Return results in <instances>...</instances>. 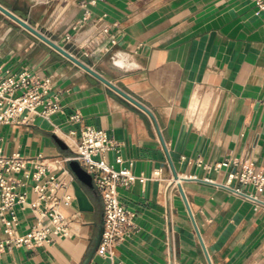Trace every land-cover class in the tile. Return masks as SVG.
I'll list each match as a JSON object with an SVG mask.
<instances>
[{
	"label": "crops",
	"instance_id": "1",
	"mask_svg": "<svg viewBox=\"0 0 264 264\" xmlns=\"http://www.w3.org/2000/svg\"><path fill=\"white\" fill-rule=\"evenodd\" d=\"M0 2L64 45V34L83 13L52 0ZM91 10L95 18L106 14L117 45L83 59L152 114L0 11V66L53 76L52 94L63 105L32 124L0 126L3 151L70 156L92 125L122 143V161L112 151L109 162L149 177L119 189L121 201L135 212L131 235L113 258L96 249L89 264H210L200 235L213 264H264V206L256 208L247 196L264 200V186L230 178L244 165L264 175V10L252 0H97ZM114 51L128 59L115 64ZM76 114L79 120L72 119ZM69 163L63 164L71 170ZM155 171L159 178H151ZM58 175L70 183L58 194L74 195L62 205L71 218L70 236L8 250L0 264H85L103 226V201L95 187L81 183L94 209L80 210L75 173ZM177 175L200 235L173 185ZM19 213L25 231L35 218L30 209Z\"/></svg>",
	"mask_w": 264,
	"mask_h": 264
},
{
	"label": "built area",
	"instance_id": "2",
	"mask_svg": "<svg viewBox=\"0 0 264 264\" xmlns=\"http://www.w3.org/2000/svg\"><path fill=\"white\" fill-rule=\"evenodd\" d=\"M52 1L74 4L83 10L64 34L65 45L60 43L64 47L71 44L73 49L68 48L74 55L83 59V56L89 57L98 51L110 52L117 45L111 35V26L105 22L106 14L93 17L91 7L97 0ZM252 1L259 10H264V0ZM111 58L118 64L120 58L127 60L128 56L114 51ZM53 84L51 75L40 76L29 69L12 73L0 66V126L32 124L38 116L49 118L60 112L63 105L60 96L52 94ZM72 119L79 120L80 116L73 115ZM121 149L122 143L111 138L105 129L92 125L83 129L70 156L28 157L19 152L9 155L0 146V255L14 248L31 249L70 236L71 218L65 214L62 205L71 204L74 195L68 192L58 194L59 190L70 185L59 178L58 172L72 173L63 163L77 160L91 175L103 201V229L97 252L113 258L116 246L131 235L135 225V212L121 201L119 189L149 179L137 175L131 165L116 167L109 162L108 154L112 151L117 153V160L122 161ZM197 161L202 163L201 158ZM160 173L155 171L151 178H159ZM230 178L254 183L259 189L264 186V175L249 165H244L240 173H231ZM178 182L179 179L173 185L178 186ZM28 185L31 189L27 188ZM32 192L36 195L34 199L29 197ZM247 196L256 200V208L264 206V200L258 196ZM19 209H30L35 218L25 231H21Z\"/></svg>",
	"mask_w": 264,
	"mask_h": 264
},
{
	"label": "water",
	"instance_id": "3",
	"mask_svg": "<svg viewBox=\"0 0 264 264\" xmlns=\"http://www.w3.org/2000/svg\"><path fill=\"white\" fill-rule=\"evenodd\" d=\"M0 11L4 15L8 16L9 18L13 19L15 22L20 24L22 27L26 28L27 30H29L30 32L35 34L38 38H40L44 42L48 43L52 48H54L55 50H57L58 52H60L61 54H63L64 56H66L67 58L72 60L73 62H75L77 65H79L80 67H82L83 69H85L86 71H88L89 73H91L92 75H94L95 77H97L98 79L103 81L104 83H106L108 86H110L112 89H114L115 91L120 93L122 96H124L125 98H127L131 102H133L135 105H137L140 108L144 109L149 114H152V112L145 105H143L137 99H135L134 97H132L131 95L126 93L120 87H118L117 85L112 83L110 80H108L106 77H104L100 72H98L96 69H94V67H92L90 62H88L85 59H81L78 56L74 55L69 50L68 47L62 46L58 41H56V39H54L50 35L46 34L44 31H42L41 29L37 28L36 26L32 25V23L30 21H28L26 18L18 15L14 10H12L9 7L5 6L1 2H0ZM55 140H56V142L58 143V145L62 149H65V150L68 149V145H67V143L65 141H63L62 139H60L58 137H56ZM69 164H70L71 170L75 173V175L77 177V180L74 182V188H75V195H76V198H77V201H78L79 208L82 211H92L94 209V206L91 203L88 195L86 194V192L84 191V189L82 188V185H81V183H82V184H84V185H86L88 187L94 188L92 177L80 165V163L77 160H72V161H70ZM177 178L179 179L178 175H177ZM178 187H179V190H180V192H181V194H182V196H183V198L185 200V203L188 206L190 215L192 216V219L194 220L195 227L198 230V233L200 235L198 226H197V224L195 222V219H194L191 207H190V203L188 201L187 195H186V193L184 191V188L182 186L181 181H179ZM102 229H103V226H101L100 229H99V235H98V238H97V241H96L95 248L93 249L92 253L89 255V257L86 260L85 264H89L90 260L92 259L93 255H94V253H95V251H96V249H97V247H98V245L100 243V239H101V235H102ZM200 238H201V242H202L203 248L205 250V253L207 255V258L209 260V263L213 264L201 235H200Z\"/></svg>",
	"mask_w": 264,
	"mask_h": 264
},
{
	"label": "rangeland",
	"instance_id": "4",
	"mask_svg": "<svg viewBox=\"0 0 264 264\" xmlns=\"http://www.w3.org/2000/svg\"><path fill=\"white\" fill-rule=\"evenodd\" d=\"M23 4V3H22ZM24 5V4H23ZM3 14V13H2ZM4 15V14H3ZM47 34V33H46Z\"/></svg>",
	"mask_w": 264,
	"mask_h": 264
}]
</instances>
